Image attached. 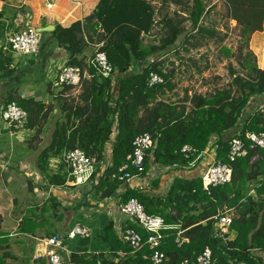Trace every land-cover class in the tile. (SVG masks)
Segmentation results:
<instances>
[{"label":"trees","instance_id":"obj_1","mask_svg":"<svg viewBox=\"0 0 264 264\" xmlns=\"http://www.w3.org/2000/svg\"><path fill=\"white\" fill-rule=\"evenodd\" d=\"M154 1L98 0L81 21L68 27L57 24L50 33L51 45L66 53L65 66L80 69V93L74 99H67L63 95L74 87L67 85L62 86V91L55 97L60 101L58 107L62 117L55 123L50 143L38 156L37 170L47 184L65 186L68 172L60 161L62 155L70 150H82L94 161V171L88 182L92 184L96 203L113 197L118 203L135 199L147 214L158 215L165 224L173 227L164 231L160 240L161 264H180L183 260L194 264L206 247L211 250L216 264H264V258L253 253L264 254V149L250 148L245 139L247 132H264V69L256 66L247 45L249 35L262 28L264 0H223L228 20L235 21L242 34L247 36V52L239 55L242 69L247 73L240 75L229 67L231 80L226 87L206 94L189 95L186 91L178 101L163 99L175 86L170 80L173 71H164L161 56L182 34L187 40L195 36L204 38V35L210 39L214 32L201 25L202 0H192L182 21L173 25L170 18L163 17L164 35L144 43V38L151 36L157 25ZM187 20L191 25L189 29L181 27ZM3 34L5 32L0 31V37L4 39ZM50 46L46 45L33 56L37 57L38 63L48 55ZM88 46H96V51L105 53L112 69L109 77L97 73L89 62L93 54L89 58L84 55ZM12 65L13 52L6 42L5 49H0L2 80L14 75ZM150 73L158 74L162 82L149 85ZM47 80L48 87H56ZM21 83L7 89L2 106L16 103L27 113L25 128L39 132L55 107L34 98L21 97L18 93ZM253 100L259 101V105L250 109ZM113 133L110 161L103 168L100 164L105 159V145ZM145 133L156 143L144 159L139 181L158 166L169 172L192 169L208 148H214L216 161L229 166L230 179L224 185L205 190L200 175L177 176L164 194H158L164 181L156 178L149 189L125 185L117 195L119 186L125 182L112 176L121 174L119 168L131 153L134 138ZM235 137L245 143L244 153L229 161V142ZM184 146L190 147L191 151L182 152ZM53 161L59 164L54 173L49 168ZM128 172L133 175L136 170L129 168ZM251 187L254 196L249 194ZM223 210L233 212L230 225V230L236 234L233 240H224L214 233L212 217ZM113 226L109 220L100 235L107 246L106 252H71L69 263L152 264L153 249L145 245L132 253L131 248L118 238ZM127 226L146 237L147 233L135 224L128 223ZM180 230H183L181 237L185 241L177 243ZM87 239H81L82 243L85 244ZM9 254L3 252L0 255V264H5Z\"/></svg>","mask_w":264,"mask_h":264},{"label":"crops","instance_id":"obj_2","mask_svg":"<svg viewBox=\"0 0 264 264\" xmlns=\"http://www.w3.org/2000/svg\"><path fill=\"white\" fill-rule=\"evenodd\" d=\"M97 1H0V31L5 32L3 34L4 39L0 37V49H5V44L8 43V38L13 33L26 27L31 26L36 30L46 25L55 27L58 24L62 27H68L76 21H81L86 13L94 9ZM152 3L155 4L156 0ZM230 22L236 25L235 21L230 20ZM50 33H41L40 51L44 50L46 45H51ZM247 45L248 50L255 57L256 66L259 69H264V22L260 31L249 35ZM42 47L44 48L41 49ZM48 50V55L43 57L42 62L39 61V63L37 57L28 56L25 57V60L22 58L24 56L13 53L12 67L14 75L7 80L0 78V107L5 100L7 89L19 81L22 82L18 88L21 97L34 99L43 97L37 87L32 88L27 83H34L37 76L41 74H44L46 78H50L66 64V53L63 49L51 45ZM91 51L92 47L88 46L84 55L89 58L92 55ZM47 79L46 81H48ZM51 88L55 89L57 87L51 86ZM58 88L62 89V87ZM258 105L259 101L253 100L248 108L252 109L258 107ZM22 139V136H18L14 131L5 127L0 132V255L3 252L10 253L9 258L5 260V264H47L43 240L55 234H60L66 238V234L75 225L88 227L90 237L85 244L78 238L67 239L69 243L65 244L66 251L61 253L67 264H70L69 254L71 252L81 253L86 251L90 254L106 252L107 246L101 240L100 235L106 223L111 220V214L116 208L117 198L113 197L102 201L103 203L100 202V212L99 210L92 211L91 208H84L83 212L81 210L80 213L77 212L78 210L72 209V199L77 198L79 192L71 188L74 186L61 189L48 184V188H46L44 185L48 182L38 172L37 168L28 161L29 152L24 149V140ZM199 159L200 162L192 169L172 171L170 172L172 175H169V177L167 175V180L162 177L164 185L157 190V193L164 194L174 177L191 178L199 176L201 170H205L211 160L215 159L214 148H208L201 154ZM167 171V168L159 166L154 168L150 180L159 178L158 174ZM145 182L144 184H148V182ZM139 184L141 183L138 180H133L129 183V186L140 188ZM162 189H165V191H161ZM123 190L124 188L119 189L117 195ZM249 194L254 196L252 187ZM51 196L53 202L57 198L58 208L62 207L61 211H56L55 203L51 204L49 202L48 199ZM229 234L228 240H233L236 235L235 232L230 230Z\"/></svg>","mask_w":264,"mask_h":264},{"label":"built area","instance_id":"obj_3","mask_svg":"<svg viewBox=\"0 0 264 264\" xmlns=\"http://www.w3.org/2000/svg\"><path fill=\"white\" fill-rule=\"evenodd\" d=\"M41 33L33 27H26L13 33L8 38V43L12 52L18 56H36L39 53L41 45ZM89 62L96 68L97 73L104 77L111 75V66L106 55L103 52L96 51ZM80 69L78 67L63 66L56 74L50 76V81L56 87L71 85L77 87L80 85ZM162 78L156 73L149 74V85L161 83ZM27 122V113L16 103L10 102L0 107V132L3 128L14 129L22 128ZM245 139L249 142L250 148L264 149V132H247ZM156 140L149 134H141L134 138L132 142V151L127 154L125 162L119 168L120 175H113L112 178H118L124 182L139 180V174L143 170V162L149 153L155 148ZM245 143L240 138H233L229 142L227 159L234 161L244 153ZM188 146L182 148V152H190ZM65 165L68 176L66 185L80 186L88 183L90 176L94 171V161L90 159L80 149H74L65 152L60 160ZM134 168L136 173L131 175L128 170ZM153 171V170H152ZM231 176V170L227 164L220 163L215 159L211 160L206 170L200 175L202 187L208 190L210 187L221 186L228 182ZM229 210L218 212L212 219L214 220V230L216 236H221L228 240L232 216ZM111 221L118 238L126 243L131 252L148 246L154 250L151 256L152 264L162 263V254L158 251L163 232L173 229L171 225L165 224L162 217L158 215H149L144 207L135 199H130L124 203H116V208L111 214ZM128 223L135 224L147 233L146 237L141 236L135 230L127 226ZM183 230L177 233V243L185 241L181 237ZM67 239L76 238L86 239L90 237V230L86 226L75 225L67 234ZM44 250L47 257V264H67L61 252L66 251L65 241L60 234H55L43 240ZM61 251V252H60ZM180 264H193L188 260H183ZM194 264H216L212 258L211 250L206 247L197 257Z\"/></svg>","mask_w":264,"mask_h":264},{"label":"rangeland","instance_id":"obj_4","mask_svg":"<svg viewBox=\"0 0 264 264\" xmlns=\"http://www.w3.org/2000/svg\"><path fill=\"white\" fill-rule=\"evenodd\" d=\"M153 5L157 10V25L154 29V33L151 36L144 38V43H150L154 39H158L160 36L164 35V30L162 28L163 23L161 21L163 17L170 18L173 25L182 21L186 17L184 13H187V8L192 5V0H165L164 4L161 0H156V3ZM202 5L203 17L201 18V25L213 31L214 36L210 39L208 38V35H204V38L195 36L193 39L187 40L185 34H182L175 45H173L166 54L161 56L160 60L163 63L164 71H173L170 80L175 86L171 92H167L163 97L166 101H178L184 97L186 91L189 95L191 93L206 94L212 93L214 89L226 87L231 80L229 76V67H233L240 75H245L247 73L245 69H242L241 63L239 62V55L243 56L247 52V49L245 48L247 36L242 34L240 27L228 20L226 16V4L223 0H202ZM181 27H187L188 29L191 28L190 21L187 20L185 23L183 22ZM91 47V54H94L97 47ZM25 57L28 56L22 58L26 60ZM48 79L50 80V78ZM47 83L44 74L37 76L34 83H27L32 88L37 87L43 95V97H38L36 100L45 104H51V106L55 107L40 131L36 132L35 130H28L25 128V125L20 129H14V133L18 134L20 137L22 136V140H24V149L29 152L27 159L36 168L39 154L50 143L55 123L60 121L62 117L58 107L60 101L55 98L62 89L58 87L53 89L48 87ZM79 86L73 87L72 90L66 92L63 96L67 97V99L76 98L80 93ZM114 135L115 133H113L110 141L105 145V159L100 164L103 168L107 167L109 164L111 143L114 139ZM53 163L55 164L53 165L52 162L49 164L50 172L52 173L57 170L59 165L58 162L57 164L56 162ZM205 170H201V174ZM153 171L151 170L143 180H138L139 183H141L139 184L140 188H150V183L152 181L150 179H152L151 175H153ZM167 175L169 177L172 173L169 171L163 172V174H158V177H163L167 180ZM98 177L99 173L96 175V178ZM145 178L147 179L145 180ZM144 181L148 182V184L146 182V184H144ZM129 183L125 182L119 186L118 190L125 189V185H129ZM162 184L164 185V182ZM47 185L48 184L46 183L44 186L48 188ZM67 186L68 184L57 188H69ZM71 188L76 190V192H79L78 197L72 199V209L78 210L77 212H80L81 210L83 212L84 208H91L92 211L99 210V202L96 203V199L93 196L92 184L88 182L84 185H78L77 187L74 186ZM161 191H165V189H162ZM250 191L251 188L249 189V192ZM52 198L53 197L51 196L48 199L49 202L51 204L55 203L56 211H61L62 207L58 208L59 203L56 200L57 198H55L54 202L52 201ZM82 206L83 208H81ZM229 214L233 217V212L230 211ZM73 221L74 220L72 219V222ZM229 235L227 238H229ZM62 238L64 239L65 244L69 243V240L64 238V236H62ZM253 253L260 257H264V254L259 253L258 251H253Z\"/></svg>","mask_w":264,"mask_h":264},{"label":"water","instance_id":"obj_5","mask_svg":"<svg viewBox=\"0 0 264 264\" xmlns=\"http://www.w3.org/2000/svg\"><path fill=\"white\" fill-rule=\"evenodd\" d=\"M54 26L53 25H46L44 27H40L37 29V31L39 33H47V32H52L54 30Z\"/></svg>","mask_w":264,"mask_h":264}]
</instances>
